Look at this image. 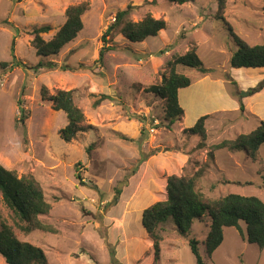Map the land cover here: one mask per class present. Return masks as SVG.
<instances>
[{"label": "rangeland", "instance_id": "obj_1", "mask_svg": "<svg viewBox=\"0 0 264 264\" xmlns=\"http://www.w3.org/2000/svg\"><path fill=\"white\" fill-rule=\"evenodd\" d=\"M85 1L90 9L75 40L57 55H38L32 45L34 30L50 26L42 33L50 39L65 22L67 7ZM128 6L132 20L150 14L164 19L166 28L142 42L128 40L115 28L107 36L112 49L98 61L104 33ZM218 8V0H0V162L39 181L51 205L41 219L56 232L22 231L1 193L0 223L6 220L20 240L41 247L48 264H197L192 237L199 240L206 264H264V248L243 239L235 227L224 228L222 244L209 257L207 215L194 221L187 236L171 221L164 224L157 251L142 222L147 207L168 198L173 174L198 173L197 188L209 198L238 193L264 201V144L256 162L243 150L213 148L264 120V94L251 107L260 117L247 115L249 103H243L255 94L250 88L264 80V68L230 65L236 42L228 28L230 24L250 44L264 43V0H228L226 19L217 17ZM194 44L211 71L204 77L195 68L178 67L192 81L179 91L184 118L170 123L165 100L150 87L161 83L173 54L182 55ZM16 61L29 67H2V62ZM49 61L60 68L34 73L32 67ZM227 74L234 80L241 75L249 85L242 89L243 83H232ZM42 86L49 93L74 90L91 129L65 142L59 129L67 124L66 113L43 98ZM104 94L107 99H101ZM228 96L238 98L244 110L215 111L225 107ZM206 114L203 145L184 129ZM0 264H6L1 254Z\"/></svg>", "mask_w": 264, "mask_h": 264}, {"label": "trees", "instance_id": "obj_2", "mask_svg": "<svg viewBox=\"0 0 264 264\" xmlns=\"http://www.w3.org/2000/svg\"><path fill=\"white\" fill-rule=\"evenodd\" d=\"M177 4H184L193 0H171ZM228 0H218L217 17L224 19L226 4ZM130 7L119 10L115 22L110 24L103 35L104 44L100 50L99 60L104 58L107 50L112 46L107 44L109 36L115 28L120 27L121 33L132 42H142L149 37L157 36L160 31L166 28V21L162 18H155L147 15L139 21L132 20ZM90 9V3L85 1L67 7L65 11V22L50 38L45 39L42 33H47L50 26H43L34 30L32 45L37 54L42 57L57 55L62 48L75 40L84 27L83 15ZM226 19V18H225ZM228 28L236 42V49L230 58L232 67L261 68L264 67V43L250 44L238 36L233 27ZM15 51V50H14ZM3 68L14 69L22 65L24 68L29 65L22 61L10 64L2 62ZM179 66L195 68L201 73H208L211 69L204 66L198 54L196 44L184 54H173L167 62L160 84L150 87V91L156 93L165 100L166 116L170 123L180 120L185 115V110L179 101V90L191 84V78L179 71ZM33 71L39 73L42 69H59L55 61L37 64ZM69 67L63 66V70ZM232 83L236 81L230 75H226ZM264 88V80L257 86L251 87L249 93L254 94ZM41 93L44 99L52 102L54 110H61L66 113L67 124L59 129V135L65 142H72L77 135L91 129L86 123V115L75 100V91L72 89H59L49 93L46 86H42ZM105 94L101 99H107ZM97 103V102H96ZM20 106V102H19ZM244 110V105H241ZM22 113L24 110L20 109ZM24 115L23 117H25ZM27 117V116H26ZM208 115L201 116L190 128L184 129L190 135H197L205 143L208 137L206 126ZM25 118H22L24 121ZM264 144V120L248 133H241L235 138L224 139L213 145L214 149L243 150L247 158L253 162L258 160L259 149ZM91 145L89 150L92 149ZM80 178V174H76ZM198 173L192 176L170 175L168 177L167 191L168 198L158 201L147 207L142 214L143 225L153 240L156 251L159 248V241L162 239L160 233L162 226L171 221L177 231L187 236L196 220H202L206 215L210 218V230L206 236L205 246L209 257L220 247L224 240V228L235 227L239 230L243 239L255 243L260 249L264 248V201L255 195H241L229 193L217 199L207 197L197 188ZM0 193L5 206L12 211L16 224L25 233L35 230L56 232L55 228L41 219L46 215L51 205L45 199L41 184L32 175L19 176L15 170L6 168L0 162ZM246 225L244 230L241 223ZM0 228V254L4 257L6 264H48L44 250L30 242L20 240L12 225L2 220ZM197 238H190L189 244L196 256L197 264H206Z\"/></svg>", "mask_w": 264, "mask_h": 264}, {"label": "crops", "instance_id": "obj_3", "mask_svg": "<svg viewBox=\"0 0 264 264\" xmlns=\"http://www.w3.org/2000/svg\"><path fill=\"white\" fill-rule=\"evenodd\" d=\"M261 68H264V67H261ZM240 69V68H239ZM244 69H246V68H244ZM251 69V68H250ZM252 69H254V68H252ZM240 71V70H239ZM206 74V73H205ZM204 73H202V75H205ZM208 75H205L204 77H207ZM238 80L237 79H235V80H237L238 81V83L239 82H242L243 83V87H241L242 89H244L245 88V86H248L249 85V83L246 81V80H244V77H242L241 75H238ZM186 88V87H185ZM183 89V88H182ZM181 90V89H180ZM179 90V91H180ZM264 90V89H263ZM262 94H264V92L263 91H261V92H259V93H255L254 95H252L251 97H246L245 98V100L243 101V103H246V102H248L249 104L247 105L246 104V109L248 108V111H247V115H250V114H253V113H256V114H258L257 112H256V108H251V107H253L254 105H253V101H254V99L256 98V97H258V96H260V95H262ZM179 101H180V99H179ZM246 101V102H245ZM181 104V103H180ZM182 106V105H181ZM225 107L224 108H219V109H217V110H215V111H221V112H224L225 114H232V113H234V112H236V111H238L240 108H241V103L239 102V100H238V98H232V97H229L228 96V102L227 103H225V105H224ZM255 107V106H254ZM215 111H213V112H211V113H214ZM206 115H208V114H206ZM254 115V114H253ZM256 116H259V114L258 115H256ZM201 116H199L198 118H197V120L200 118ZM260 117V116H259ZM184 118V117H183ZM182 118V119H183ZM196 120V121H197ZM178 121H181V119L180 120H178ZM196 123V122H195ZM207 124H208V122H206V126H207ZM193 126V125H192ZM258 126V125H257ZM256 126V127H257ZM191 127V126H190ZM255 127V128H256ZM186 129V128H185ZM252 131V130H251ZM241 134V133H240ZM238 136V135H237Z\"/></svg>", "mask_w": 264, "mask_h": 264}, {"label": "water", "instance_id": "obj_4", "mask_svg": "<svg viewBox=\"0 0 264 264\" xmlns=\"http://www.w3.org/2000/svg\"><path fill=\"white\" fill-rule=\"evenodd\" d=\"M248 93V92H247Z\"/></svg>", "mask_w": 264, "mask_h": 264}]
</instances>
